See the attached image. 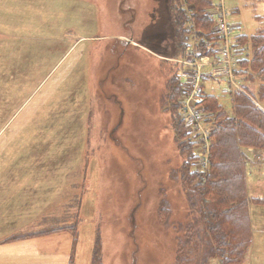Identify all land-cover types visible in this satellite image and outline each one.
I'll use <instances>...</instances> for the list:
<instances>
[{"label":"rangeland","instance_id":"rangeland-1","mask_svg":"<svg viewBox=\"0 0 264 264\" xmlns=\"http://www.w3.org/2000/svg\"><path fill=\"white\" fill-rule=\"evenodd\" d=\"M168 2L0 0V238L68 229L0 243L8 264H174L158 203L166 192L181 220L186 199L164 102L173 71L187 76ZM222 2L231 37L264 28V0ZM204 70V92L230 111L224 68ZM196 141L191 162L205 166Z\"/></svg>","mask_w":264,"mask_h":264},{"label":"trees","instance_id":"trees-1","mask_svg":"<svg viewBox=\"0 0 264 264\" xmlns=\"http://www.w3.org/2000/svg\"><path fill=\"white\" fill-rule=\"evenodd\" d=\"M168 4L174 29V56L186 57L193 44L201 55L221 53L225 42L215 29L217 16L226 12L221 0L218 4L216 0H169ZM214 7H218L216 15ZM257 18L263 20L262 16ZM230 27L232 32L234 27ZM229 39L228 49L236 65L233 76L247 77L256 84L253 89L243 84L231 91L230 111L216 95L201 92V113L210 129L205 166L196 167L191 162L197 157L194 150L199 141L196 140L202 137L186 129L184 116L178 112L182 89L178 74L173 73L166 83L164 105L182 156L178 172H171V178L179 182L186 199V206L180 209H184L181 220L175 219L166 192L164 195L162 192L158 203L160 223L170 226L175 233L174 264H247L251 229L242 150L264 152V28ZM66 230V227H52L23 236L11 235L2 242ZM96 256H99L98 248L93 253V260L98 261Z\"/></svg>","mask_w":264,"mask_h":264},{"label":"crops","instance_id":"crops-1","mask_svg":"<svg viewBox=\"0 0 264 264\" xmlns=\"http://www.w3.org/2000/svg\"><path fill=\"white\" fill-rule=\"evenodd\" d=\"M221 3L223 5L222 0H221ZM195 56L200 57V56H209V55L199 54V52L195 49L194 44H193L189 47L186 57L184 56V57L178 58L175 56L173 57V59H171L173 60L174 63L182 64L180 68L183 69V71L185 72L187 76L186 82H182L179 77L180 83L182 85V93L180 96L181 100H185L188 95V91H186V89L189 88L190 86L189 84L190 76L189 75L191 74V69L194 68L193 66L185 64V63L186 61L194 60ZM209 57L211 58L216 57V55L209 56ZM212 66H216V64H210L204 67L202 66L199 69L201 72V78L198 81V96L199 97H201V92L204 91L202 87L203 80L205 79V75H206L204 68L212 67ZM173 73L175 72L173 71ZM255 84H256L255 82H252V83H250L249 81L246 82V85L250 89H253L255 87ZM251 85L252 87H250ZM185 127L188 131H190V125L188 123L185 124ZM242 151L245 155V159H244L245 188H246L247 198L249 200L248 214H249L250 229H251V242H250V247H249L246 260H247V264H252L253 261L254 262L257 261V263L260 264L262 257H264V152L254 151L250 149H246L245 151L244 150ZM205 152L208 153V146ZM6 237L3 236L2 238H0L1 244L11 243V242H4V243L2 242V240ZM20 242H23V241H18L17 243H20ZM7 252H8V255L11 257V259L3 260L4 249H0V264H8L11 260H13L12 257L14 258V254L12 253V251L9 252L7 248ZM26 255L27 253L21 254V256L23 257H25ZM15 256L19 257V255H15Z\"/></svg>","mask_w":264,"mask_h":264},{"label":"built area","instance_id":"built-area-1","mask_svg":"<svg viewBox=\"0 0 264 264\" xmlns=\"http://www.w3.org/2000/svg\"><path fill=\"white\" fill-rule=\"evenodd\" d=\"M221 16L217 18L216 29L218 30L219 34L224 39V46L222 47L221 53H219L216 57H209V56H195L194 60L186 61L185 64L191 65L194 68L191 69L190 76V86L187 89H190L188 96L185 99L184 107L182 111L185 113L186 123L190 125V130L192 132H198L203 135L204 138H207V131L203 127L201 120H202V113L199 103L201 102V97L198 96V81L201 78L200 67H204L210 64L221 65L224 67V73L228 76L231 80V85H236L235 81L233 80V70L235 69V62L232 58L231 53L229 52L228 45L230 43V33L231 27L227 23L225 15L221 12ZM203 77V76H202ZM204 160V159H203ZM205 162V160H204Z\"/></svg>","mask_w":264,"mask_h":264}]
</instances>
